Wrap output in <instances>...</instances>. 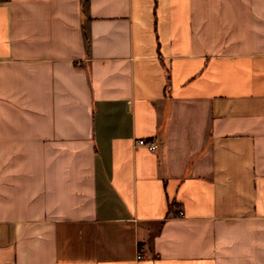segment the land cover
I'll use <instances>...</instances> for the list:
<instances>
[{"label":"crops","instance_id":"0c3cea01","mask_svg":"<svg viewBox=\"0 0 264 264\" xmlns=\"http://www.w3.org/2000/svg\"><path fill=\"white\" fill-rule=\"evenodd\" d=\"M0 264H264V0H0Z\"/></svg>","mask_w":264,"mask_h":264},{"label":"built area","instance_id":"2783aa9c","mask_svg":"<svg viewBox=\"0 0 264 264\" xmlns=\"http://www.w3.org/2000/svg\"><path fill=\"white\" fill-rule=\"evenodd\" d=\"M138 144L143 145V146H147L151 151H155L157 148V145L154 142H148V141H146V139H139ZM178 215L183 216L184 215L183 211H179ZM142 257H143L142 254L138 253L137 258L141 259Z\"/></svg>","mask_w":264,"mask_h":264},{"label":"trees","instance_id":"16d2710c","mask_svg":"<svg viewBox=\"0 0 264 264\" xmlns=\"http://www.w3.org/2000/svg\"><path fill=\"white\" fill-rule=\"evenodd\" d=\"M86 2V0H83V3H85Z\"/></svg>","mask_w":264,"mask_h":264}]
</instances>
